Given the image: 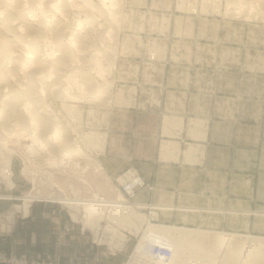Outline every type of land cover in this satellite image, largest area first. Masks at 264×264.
Returning a JSON list of instances; mask_svg holds the SVG:
<instances>
[{"label":"rangeland","instance_id":"1","mask_svg":"<svg viewBox=\"0 0 264 264\" xmlns=\"http://www.w3.org/2000/svg\"><path fill=\"white\" fill-rule=\"evenodd\" d=\"M253 1L119 0L113 63L105 77L111 83L108 99L79 95L67 107H54L64 130L57 144L63 147L66 133L72 137L76 150L71 156H54L49 145L32 155L19 154L25 143L0 136V201L22 207L23 197L31 194L35 198L27 204L62 209L110 253L107 264H127L146 232L167 225L261 237L230 230L243 227L245 215L230 212L214 153L215 122L224 131L231 109L239 114L241 106L260 102L259 81L243 79L240 64L231 63V57L243 56L236 42L248 38L247 29L252 34L249 26L264 24V0ZM172 142L177 155L164 159ZM188 149L189 160L184 158ZM102 170L123 172L112 179ZM155 171H168V176L152 190ZM134 179L138 182L132 184ZM114 201L127 204L129 213H116ZM248 217L260 231L261 218ZM149 257L144 264H174L167 255ZM29 263L58 264L44 258L0 260Z\"/></svg>","mask_w":264,"mask_h":264},{"label":"bare ground","instance_id":"2","mask_svg":"<svg viewBox=\"0 0 264 264\" xmlns=\"http://www.w3.org/2000/svg\"><path fill=\"white\" fill-rule=\"evenodd\" d=\"M118 5L119 0H0V136L25 143L17 153L25 150L32 155L45 145L54 156L75 153V142L66 132L63 147L57 144L64 130L54 107L57 103L67 107L79 95L108 99L111 83L105 77L113 63ZM103 179L106 183L108 178ZM30 195L22 199L23 211L35 197ZM114 202L116 213H129L127 204ZM146 233L127 264L150 260L149 255L155 254L146 248L152 245L167 250L174 264H264L261 237L244 239L234 233L211 234L171 225Z\"/></svg>","mask_w":264,"mask_h":264},{"label":"crops","instance_id":"3","mask_svg":"<svg viewBox=\"0 0 264 264\" xmlns=\"http://www.w3.org/2000/svg\"><path fill=\"white\" fill-rule=\"evenodd\" d=\"M249 27L254 29L252 34L247 29L248 38L236 42V52L243 56L231 57V63L240 64L243 79L259 81L260 102L241 106L239 114H234L231 109L229 127L224 131L219 129V121L215 122V171L223 184L221 188L229 193L230 212L246 216L241 221L243 227L231 226L230 230L264 238V24ZM171 146L173 148L169 150L164 149V159L177 155V143L172 142ZM184 158H191L190 149L184 153ZM103 172L113 179L123 171ZM167 172L155 171L156 178L149 180L152 190H156L161 177L168 176ZM251 214L261 218L260 231L249 225L252 224L251 217H248ZM109 256L110 253L95 244L93 236L78 228L62 209L46 203H30L23 211L22 207L9 201H0V260L24 257L44 258L58 264H107Z\"/></svg>","mask_w":264,"mask_h":264},{"label":"built area","instance_id":"4","mask_svg":"<svg viewBox=\"0 0 264 264\" xmlns=\"http://www.w3.org/2000/svg\"><path fill=\"white\" fill-rule=\"evenodd\" d=\"M153 252L155 255H161V256H166L167 250L163 249L162 246L158 245H153L148 248H146V251ZM148 251V252H149ZM29 264H41V263H29Z\"/></svg>","mask_w":264,"mask_h":264}]
</instances>
